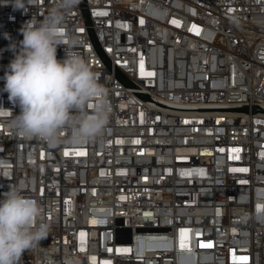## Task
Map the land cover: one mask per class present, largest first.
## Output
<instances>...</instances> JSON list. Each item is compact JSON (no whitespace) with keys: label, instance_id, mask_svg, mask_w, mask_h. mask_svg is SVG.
Returning <instances> with one entry per match:
<instances>
[{"label":"built area","instance_id":"2783aa9c","mask_svg":"<svg viewBox=\"0 0 264 264\" xmlns=\"http://www.w3.org/2000/svg\"><path fill=\"white\" fill-rule=\"evenodd\" d=\"M57 2H0V78ZM63 27L111 115L87 143L27 139L0 79V199L50 224L21 264H264V0H78Z\"/></svg>","mask_w":264,"mask_h":264},{"label":"clouds","instance_id":"9594fccd","mask_svg":"<svg viewBox=\"0 0 264 264\" xmlns=\"http://www.w3.org/2000/svg\"><path fill=\"white\" fill-rule=\"evenodd\" d=\"M14 10L26 9L36 0H0ZM78 0H58L40 21L29 20L20 29L23 39L11 44L14 53L2 78L3 91L20 112L11 120L17 135L59 143L64 134L73 143H87L104 134L111 115L108 90L88 62L72 50L78 41L64 31L65 13ZM5 38H9L7 34ZM63 47L65 56L57 58ZM91 109V111H89ZM12 112L0 106V114ZM264 214V210H262ZM50 224L39 202L13 187L0 199V264H21L25 251H32L48 238ZM48 264H54L50 259ZM64 264H81L67 256Z\"/></svg>","mask_w":264,"mask_h":264},{"label":"snow or ice","instance_id":"6c2138e0","mask_svg":"<svg viewBox=\"0 0 264 264\" xmlns=\"http://www.w3.org/2000/svg\"><path fill=\"white\" fill-rule=\"evenodd\" d=\"M241 259H245V258L242 257Z\"/></svg>","mask_w":264,"mask_h":264}]
</instances>
